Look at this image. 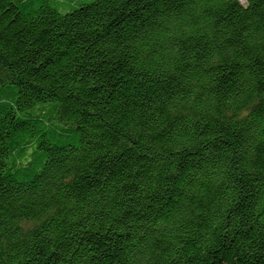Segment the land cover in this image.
<instances>
[{
	"label": "trees",
	"instance_id": "1",
	"mask_svg": "<svg viewBox=\"0 0 264 264\" xmlns=\"http://www.w3.org/2000/svg\"><path fill=\"white\" fill-rule=\"evenodd\" d=\"M0 264H264V0H0Z\"/></svg>",
	"mask_w": 264,
	"mask_h": 264
}]
</instances>
